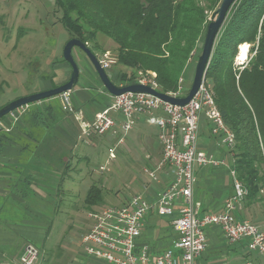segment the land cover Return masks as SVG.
Wrapping results in <instances>:
<instances>
[{
	"label": "trees",
	"instance_id": "1",
	"mask_svg": "<svg viewBox=\"0 0 264 264\" xmlns=\"http://www.w3.org/2000/svg\"><path fill=\"white\" fill-rule=\"evenodd\" d=\"M53 1L70 38L96 43L98 34L106 36L116 48L115 62L130 68L132 76L138 70L150 72L163 93L178 91L185 66L194 56L200 37L205 35L208 14L214 13L221 2ZM243 43L249 44V55L246 63L239 66L235 57ZM205 84L212 91L225 126L234 133L233 146L226 153L231 157L230 169L247 191L242 204L259 203L264 199V0H237L232 4L214 42ZM57 96L26 106L21 115H25L26 128H17L23 138L19 146L22 154L31 151L34 161L46 165L62 163L63 170H68L72 167L68 157L71 149L58 140L54 130L56 119L67 113ZM29 141L34 143L33 148ZM102 193V188L92 183L84 197L85 205L91 209L100 204Z\"/></svg>",
	"mask_w": 264,
	"mask_h": 264
},
{
	"label": "crops",
	"instance_id": "2",
	"mask_svg": "<svg viewBox=\"0 0 264 264\" xmlns=\"http://www.w3.org/2000/svg\"><path fill=\"white\" fill-rule=\"evenodd\" d=\"M106 52L108 51L104 53ZM88 67L90 74L93 75V69ZM52 70L55 73L54 78L41 90L60 85L69 79L70 67L68 69L64 64L55 63ZM109 78L111 79V77ZM111 81L118 86L126 85L125 82L117 83V80L114 82L112 79ZM86 82L87 78L83 77L82 82L76 84L70 91L73 107L81 111V120H77L72 113L62 112L63 115L59 116L54 123L56 137L62 144H65L64 146H67V149H71L68 152V157H70L72 167L68 170H63L62 163L46 165L34 161L31 151L21 153L19 144L23 138L18 133L17 128H26L25 115L21 116L26 108L19 111L15 119L6 116L0 121V264H22L21 256L26 244H37L38 241H44L47 238L48 227L44 226L45 223H43L40 214L38 212L31 213L28 208L30 203L29 192L45 194V189L51 190L48 189L50 186H47L46 181L40 179L41 176H45L47 170H56L61 171V179H63L69 176V170H79L78 165L81 162L87 165L93 157L90 150L95 146L94 137L97 135L84 134L81 129L82 123L92 121L97 113L106 109L113 96L102 86L103 88H98L101 92V99H98L92 92V89L95 88L86 85ZM56 99L60 104L58 96ZM109 114L115 120V125L104 133L103 137L106 139L109 136L112 139L110 143L112 145L116 142L119 143L118 152L111 158L108 148L112 147H108V158L114 167L108 168L106 166L107 160L103 161L100 167L106 170L118 169L129 172V195L124 199L120 198L123 201L120 204L135 194H141L147 200H154L174 178V173L169 164L160 166L162 153L159 128L147 121V114H140L134 126L117 141L118 134L123 131L121 129V117L112 110ZM10 137H13L14 140H9ZM24 141H27L26 138ZM29 142L30 147L33 148L34 143ZM198 146L209 155L228 160L227 149L221 141L220 134L213 132V125L203 113L199 118ZM229 169L230 162L222 166L196 165L194 167L196 182L192 193V204L197 216L223 210L226 199L233 193ZM24 170L30 171L23 176ZM92 181L101 187L100 180ZM101 188L104 198V189ZM115 190L117 191V189ZM103 198L100 204L94 205L92 208H100V205L106 206L102 203ZM254 207V204L251 206L242 204L241 208L236 210L234 214L238 219L248 221L251 219L256 224L259 219L254 216ZM174 216H159L154 210H149L143 218L141 234L137 239L135 250L139 251L142 245H146L153 254L171 249L175 256H179L181 251L174 248L178 238V233L172 224ZM260 222L259 224L264 227V221ZM37 246L39 245L37 244ZM41 252L42 248H40ZM78 254L76 252L75 256L72 257L75 262L71 259L67 264H97V261L92 258L83 259ZM42 260V257L39 258L35 264H44ZM247 261L263 264L264 256L251 251L247 246V239L230 242L218 225L212 224L205 227V246L195 258V264H245ZM48 264L54 263L50 260Z\"/></svg>",
	"mask_w": 264,
	"mask_h": 264
},
{
	"label": "built area",
	"instance_id": "3",
	"mask_svg": "<svg viewBox=\"0 0 264 264\" xmlns=\"http://www.w3.org/2000/svg\"><path fill=\"white\" fill-rule=\"evenodd\" d=\"M105 59H99L103 68H108L110 56L104 53ZM135 83L149 85L157 89L150 72L145 73ZM180 97V86L175 93ZM61 108L72 113L81 120V111L72 104L70 91L58 95ZM27 106V105H26ZM26 106L9 113L15 119L18 112ZM114 111L121 117V129L129 131L135 124L138 115L147 114V121L156 125L159 130L162 159L160 166L169 164L174 173L173 180L157 195L154 200H147L141 194L131 196L119 205L104 206L88 213L91 224L81 236L85 252L97 264H195V258L205 246V227L218 225L228 241L247 239L251 251L264 256V231L255 223L236 218L234 212L242 206L247 191L236 178L233 169V193L226 199L223 210L197 216L192 204V193L195 185L194 167L196 165L222 166L230 161L219 159L198 146L199 118L201 113L213 125V132L219 133L227 150L234 143V133L229 130L216 106L213 94L205 80L192 99L183 106L171 104L148 93L126 92L116 96L110 105L97 113L92 121L82 123V132L86 135H103L115 125L109 114ZM110 157H114V149L108 148ZM149 210L159 216H173L172 224L178 233L174 248L179 249V256L171 249L158 254L150 252L146 245L136 251L137 239L141 234L143 218ZM177 211V214H175ZM39 255L38 248L26 244L21 256L22 264H35ZM245 264H256L247 261ZM264 264V263H263Z\"/></svg>",
	"mask_w": 264,
	"mask_h": 264
},
{
	"label": "rangeland",
	"instance_id": "4",
	"mask_svg": "<svg viewBox=\"0 0 264 264\" xmlns=\"http://www.w3.org/2000/svg\"><path fill=\"white\" fill-rule=\"evenodd\" d=\"M60 15L53 0H0V84H2L0 104L42 91V87L51 83L54 78L55 73L52 69L55 63L64 64L69 69L70 65L62 60V51L64 44L70 39V34L60 23ZM210 18L211 13L208 14V20ZM18 35H21L19 39H17ZM203 39L202 35L194 56L187 62L182 78L179 80L182 95H185L190 88ZM111 42L106 36L98 34L96 43L90 41L86 45L99 59H105L103 53L109 52L108 56L112 61L105 71L114 82L117 80V83L125 81L135 83L145 73L138 70L134 71V76H132L130 68L116 63V48ZM243 44H247L245 58L238 60L237 56L235 57V64L239 66L246 63L249 55V44ZM72 55L79 68L76 84H80L83 77L87 78L85 84L94 87L92 92L98 99H101V92L98 88H103V85L91 62L77 47L72 49ZM88 66L93 69V75L90 74ZM72 90L73 88L70 91ZM71 100L73 102L72 96ZM124 133L126 132L121 131L118 134L117 141L124 137ZM94 138L95 146L90 150L93 157L87 165L81 162L78 165L79 170H69V176L63 179H61V171L47 170V174L41 176L40 179L46 181L47 186H50L48 189L51 190L45 189V194L28 193L31 203L28 207L30 212H38L45 223L44 226L49 228L47 238L37 243L42 248V252L40 253L37 247L39 255L36 262L42 257L44 264H48L50 260L54 264H67L71 259L73 260L72 257L76 252L83 259L91 258L85 252L81 236L91 224L88 213L92 209H98H90L83 202L86 189L93 182L92 180L101 181L100 185L104 189L102 203L106 206L119 205L123 202L120 198L124 199L129 195L130 175L127 170V172L118 169L106 170L100 167L105 160H107L108 168L114 167L108 158L107 148L112 147L115 154L118 152L119 143L110 144L112 139L109 136L106 139L103 135H97ZM29 171L24 170L23 176ZM254 205V216L259 219L256 224L264 231L263 225L259 224L260 221H264V199ZM101 206L104 207L103 205L99 207L102 208Z\"/></svg>",
	"mask_w": 264,
	"mask_h": 264
},
{
	"label": "water",
	"instance_id": "5",
	"mask_svg": "<svg viewBox=\"0 0 264 264\" xmlns=\"http://www.w3.org/2000/svg\"><path fill=\"white\" fill-rule=\"evenodd\" d=\"M236 1L237 0H221L216 11L211 14V18L206 27L201 52L196 60L192 82L188 92L185 95L180 97L172 96L168 93H163L159 90H156L150 87L149 85H144L141 83H130L123 86H118L114 84L109 78L105 69L102 67L99 59L86 45V43H84L77 37H71L64 44L62 51L64 60L70 65L71 68L69 79L66 82L55 87L20 96L7 102L6 104L0 107V119L4 115H7L20 107L26 106L29 103L51 98L53 96L59 95L62 92L70 91L72 88H74L79 77V68L72 55V49L74 47H77L82 52H84V54L91 62L94 70L96 71L101 83L112 96H116L126 92H142L157 96L171 104L183 106L192 99V97L199 89L202 81L205 80V73L213 50L214 42L221 27L225 22V19L232 4Z\"/></svg>",
	"mask_w": 264,
	"mask_h": 264
},
{
	"label": "bare ground",
	"instance_id": "6",
	"mask_svg": "<svg viewBox=\"0 0 264 264\" xmlns=\"http://www.w3.org/2000/svg\"><path fill=\"white\" fill-rule=\"evenodd\" d=\"M240 51L238 52L237 59L242 60L245 58L246 55V49H247V44H241L239 46Z\"/></svg>",
	"mask_w": 264,
	"mask_h": 264
}]
</instances>
